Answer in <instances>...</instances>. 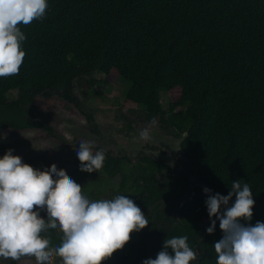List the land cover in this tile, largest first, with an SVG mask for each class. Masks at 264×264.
<instances>
[{
    "label": "trees",
    "instance_id": "16d2710c",
    "mask_svg": "<svg viewBox=\"0 0 264 264\" xmlns=\"http://www.w3.org/2000/svg\"><path fill=\"white\" fill-rule=\"evenodd\" d=\"M47 2L44 18L19 25L26 55L18 75L0 77V130L42 125L32 117L37 98L76 102L77 84L84 95L94 93L96 75L115 71L129 84L127 103L186 135L181 150L194 178L221 195L233 181L248 183L253 217L241 222H264V0ZM184 184L161 186L168 207L159 234L194 242L192 234L201 236V222L210 220L208 195L197 187L179 206L188 194ZM206 233L203 263L216 264L214 243L223 232L218 224ZM155 247L160 252L164 243Z\"/></svg>",
    "mask_w": 264,
    "mask_h": 264
},
{
    "label": "clouds",
    "instance_id": "9594fccd",
    "mask_svg": "<svg viewBox=\"0 0 264 264\" xmlns=\"http://www.w3.org/2000/svg\"><path fill=\"white\" fill-rule=\"evenodd\" d=\"M47 0H0V77L18 75L23 64L26 40L19 25L44 18ZM140 132L150 140L151 126ZM92 142L81 141L77 156L82 172H97L106 158L105 152H93ZM9 149L0 158V257L19 261L34 257L37 264H103L130 241L133 232L146 228L149 220L128 196L90 200L82 186L56 164L43 171L24 163ZM55 177V178H54ZM205 193L211 189L205 188ZM235 197V203L230 204ZM255 200L248 183L233 181L228 195L210 194L206 206L213 234L219 220L222 238L214 243L216 264H264V222L253 226ZM46 211L47 218L41 216ZM61 235L59 246H51L49 230ZM171 249V254L169 252ZM198 262L197 253L189 246L188 237L167 238L155 259L143 264H191Z\"/></svg>",
    "mask_w": 264,
    "mask_h": 264
},
{
    "label": "rangeland",
    "instance_id": "374dc122",
    "mask_svg": "<svg viewBox=\"0 0 264 264\" xmlns=\"http://www.w3.org/2000/svg\"><path fill=\"white\" fill-rule=\"evenodd\" d=\"M96 79L100 82L94 87L92 91L94 93L84 95L80 84H77L75 92L79 96L85 112L95 115L94 124L98 134L91 132L92 126L88 125L86 117L58 96L51 99L37 98L33 104L37 119L47 122L56 129L58 134L64 135L69 143L74 144L80 139H87L94 141V145L111 151L113 156H128L135 160L136 156L143 151H147V156L156 159L162 154L166 155L165 160L175 167L177 164L175 150L184 135L182 137L171 136L170 128L164 129L161 133L158 127L161 122H156V125H153L155 127L151 126L150 129V142H158L160 146H163L161 147L163 149L148 151L149 149L145 147L146 141L140 138V132L148 128L150 123L147 121L148 117L143 109V111L141 109L134 110L136 107L127 103L126 92L129 89V84L120 79L115 71L109 76L99 73L96 75ZM8 96L10 99H14L17 96V91L11 92ZM162 104L164 109L169 108V93H163ZM128 122L134 123L131 129L127 127ZM9 149H13V155L20 156L24 163L41 171L56 164L58 169L66 170L69 177L78 184L79 181H86L89 177L91 189L96 192H105L103 197L106 198L103 199L112 197L115 194L114 188L119 184L118 179L114 180L112 184L104 177H95V172L83 175L79 166L81 162L78 159L77 150L73 149L63 153V147L59 142L54 138H47L46 133L41 130H0V158ZM158 152L160 154H156ZM150 227L149 223L145 229H150ZM0 264H2L1 261ZM22 264L27 263L23 262Z\"/></svg>",
    "mask_w": 264,
    "mask_h": 264
},
{
    "label": "flooded vegetation",
    "instance_id": "af4514ba",
    "mask_svg": "<svg viewBox=\"0 0 264 264\" xmlns=\"http://www.w3.org/2000/svg\"><path fill=\"white\" fill-rule=\"evenodd\" d=\"M77 97L78 100L76 102H69L66 99H63L61 97L59 98L65 101L69 106H72L82 116L86 117L88 125L92 126L91 132L93 134H98V131L96 130L94 124L95 115L93 113H86L85 109L82 108L83 105L79 96ZM138 109L140 108H135L134 110H138ZM141 111L143 110L141 109ZM32 117L36 122L43 124L35 127H29V128L27 127L22 130L36 129L45 132L47 138H54L59 142V144L63 147V153L73 149L77 150L81 141L92 142L94 144V141H89L87 139H80L77 142H74V144L69 143L68 139L64 135L58 134L56 132V129L50 126L47 122L38 120L36 114L34 113V109L32 111ZM147 117H148L147 121L150 123V121L153 120V117H150L148 115ZM154 118L157 123L159 121L161 122L158 125V127L160 128L159 132L162 133L164 129L170 128L171 136L181 137V136H177V133L174 130V128L171 125H168L161 117H154ZM133 124L134 123L132 122H128L127 123L128 129H131L133 127ZM145 141H146V146H145L146 149H149L151 151H158L163 149L161 148L163 146H160L158 142L151 143L150 142L151 139ZM99 150H103L105 152L106 158L103 167L97 172H95L96 173L95 177L96 176L104 177L105 179H107L108 182H111L112 184L114 180L117 179L119 180L118 186L114 188L115 194L112 197H109V200L114 199L116 196L119 195L128 196V198L132 199L140 207L146 218L149 219V223L151 224L150 229L144 228L139 232H133L131 234L130 241L124 246V248L116 251L110 258L106 260L105 263L103 262V264H106L107 262L110 264H143V261L146 259L149 258L155 259L157 257V254L159 253L158 251L160 250V249L156 250L155 247L156 244L157 247L159 248L160 244H163L164 241L167 239L164 236L161 237L159 234L160 216L164 214V212L168 207V201H166L165 198L162 197L163 194H160L159 192L161 190L160 189L161 186H165V185L172 186V184L179 186L180 182L184 181L185 182L184 186L188 185L187 187L188 194H186V198L181 200L180 199L176 200L179 206H181L183 203L187 201H191L193 199L191 195L195 194L197 187L198 188L201 187L202 185L201 182L196 178H194L193 173H191L187 168L186 164L188 159L186 160V158L182 154L181 148L177 152L175 150V153L177 154L175 158L177 164L175 165V167L170 165L168 166L162 165L159 167H154V163L153 165L151 164L150 166H148L147 160H149V158L151 157L147 156L146 152L144 151L142 153H139L136 156V160H135L128 156H122V155L113 156L111 151L106 150L98 145H94L93 152ZM109 160H111V162H109ZM145 164L147 166H141ZM80 165L81 164H79V166ZM82 174L86 176L88 172H82ZM148 176L149 178H147ZM87 178L88 179L86 181L85 180L79 181V184L83 187L82 188L83 194L86 197H88L90 200H101L103 198H106L103 197L104 196L103 194H105V192H101V191L96 192L93 189H91L89 177ZM150 189H153L154 192H151ZM192 191L193 194H191ZM157 193L159 194V199L156 200L154 196ZM41 216H43L46 219L47 213L41 212ZM177 218L180 217L177 216ZM217 223L219 224L220 222ZM209 224H210V220H207L204 223L201 222L199 227L200 229L204 227L203 234L201 236L198 235L194 236L192 234V238L194 242L192 241L191 237L188 236V244L197 253L198 256V262H191V264H204L203 261L207 259V253L206 250L203 249V245L205 246L206 244L205 243V238L207 235L206 229ZM42 235H47L50 237L51 246L53 247L59 246L61 243V235L58 233L57 230L50 229L48 233ZM0 261L2 264H22L23 262L27 264H37L35 258L29 256L22 257L19 261H13L11 259H4L0 257ZM54 264H62V259L56 257L54 259Z\"/></svg>",
    "mask_w": 264,
    "mask_h": 264
},
{
    "label": "water",
    "instance_id": "95a60500",
    "mask_svg": "<svg viewBox=\"0 0 264 264\" xmlns=\"http://www.w3.org/2000/svg\"><path fill=\"white\" fill-rule=\"evenodd\" d=\"M8 129H11V128H7V129H2V130H8ZM12 130H14V129H12ZM22 131V130H21ZM186 137V135H184L181 139H180V144L177 146V150H176V152L181 148V143H182V141L184 140V138ZM148 151H150V150H148ZM147 152V151H146ZM156 154H160V152H158V153H156ZM151 158H153L155 161H158V162H162V163H164V164H167V165H170L171 166V164H169L165 159H166V155H160V157H157V159L156 158H154V157H151ZM201 188H202V190H203V192H204V189L205 188H208V189H210V187H209V185H205V184H202L201 185ZM205 193V192H204ZM192 194H193V191H192ZM205 194H207V195H210V194H213L212 193V191H211V193H205ZM211 226V222H210V225H209V227Z\"/></svg>",
    "mask_w": 264,
    "mask_h": 264
}]
</instances>
